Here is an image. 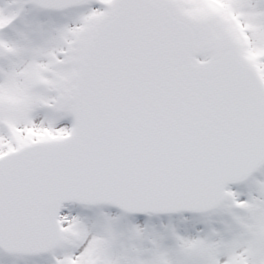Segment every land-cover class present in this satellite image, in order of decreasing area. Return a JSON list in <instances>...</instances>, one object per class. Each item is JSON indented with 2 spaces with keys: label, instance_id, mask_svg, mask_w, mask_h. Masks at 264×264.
<instances>
[{
  "label": "snow or ice",
  "instance_id": "snow-or-ice-1",
  "mask_svg": "<svg viewBox=\"0 0 264 264\" xmlns=\"http://www.w3.org/2000/svg\"><path fill=\"white\" fill-rule=\"evenodd\" d=\"M0 264H264V0H0Z\"/></svg>",
  "mask_w": 264,
  "mask_h": 264
}]
</instances>
